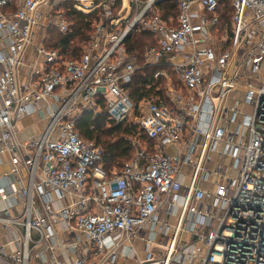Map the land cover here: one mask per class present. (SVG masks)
Segmentation results:
<instances>
[{"label":"built area","instance_id":"built-area-1","mask_svg":"<svg viewBox=\"0 0 264 264\" xmlns=\"http://www.w3.org/2000/svg\"><path fill=\"white\" fill-rule=\"evenodd\" d=\"M228 1L230 26L224 0H97L75 53L74 0H0V264H264V0ZM86 115L128 125L122 169Z\"/></svg>","mask_w":264,"mask_h":264},{"label":"trees","instance_id":"trees-1","mask_svg":"<svg viewBox=\"0 0 264 264\" xmlns=\"http://www.w3.org/2000/svg\"><path fill=\"white\" fill-rule=\"evenodd\" d=\"M224 4V8L220 11V18L222 24L230 26V13L232 10L228 0H224ZM64 7L68 12V18L74 22V32L72 35L66 37L56 34L55 36L62 44L63 50H66L69 43L74 40L76 45L72 50L76 53L90 32L91 25L98 20V12L87 13L83 10H78L76 2L68 3ZM147 39L153 42L154 38L148 34H135L130 37L127 41L128 52L132 55L140 56L146 46ZM156 71L157 69H148L141 72L146 73L148 76L143 77L141 73L140 76H138L137 87L131 88L130 91L131 97L135 103L149 96L147 87L153 84L152 75ZM94 124L99 125L96 130L91 129ZM78 130L85 140L96 139L103 145L106 152L107 165L111 170L122 169L123 165L130 161L134 154V150L130 147L128 142L122 139L124 135L130 134L131 132L126 124L113 125L111 128H108L102 122L94 121L91 115H86L84 120L79 123Z\"/></svg>","mask_w":264,"mask_h":264},{"label":"rangeland","instance_id":"rangeland-1","mask_svg":"<svg viewBox=\"0 0 264 264\" xmlns=\"http://www.w3.org/2000/svg\"><path fill=\"white\" fill-rule=\"evenodd\" d=\"M74 1L77 2V5L79 6V8H81V10L89 13L90 11H92L95 8V5H96L95 3L97 0H74ZM64 6H66V4L59 7V11H64L67 13V10ZM129 16H130V10L128 11V13H126L125 17L128 18ZM69 21L74 24V22H72L70 19H69ZM55 34L58 35L57 33H52V39L54 40V42L58 40V38L55 36ZM150 43H151V41L149 39H147L146 46L149 45Z\"/></svg>","mask_w":264,"mask_h":264},{"label":"crops","instance_id":"crops-1","mask_svg":"<svg viewBox=\"0 0 264 264\" xmlns=\"http://www.w3.org/2000/svg\"><path fill=\"white\" fill-rule=\"evenodd\" d=\"M45 124H46V122H40L36 118H28L20 126L21 127L25 126V128L32 126L34 132H36V131L40 132L46 126ZM24 135L26 136V134H24ZM2 158H5V157L3 156ZM3 161L7 162L6 160H3ZM3 171H4V169L0 168V172L2 173ZM16 212H20L19 209H16ZM141 255H142V253H141ZM117 264H125V262L122 260H118Z\"/></svg>","mask_w":264,"mask_h":264}]
</instances>
